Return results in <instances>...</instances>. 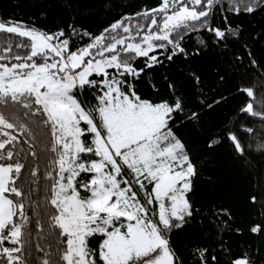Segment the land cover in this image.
<instances>
[{
    "label": "snow or ice",
    "instance_id": "6c2138e0",
    "mask_svg": "<svg viewBox=\"0 0 264 264\" xmlns=\"http://www.w3.org/2000/svg\"><path fill=\"white\" fill-rule=\"evenodd\" d=\"M220 3L160 0L98 35L73 25L70 33L50 32L0 20V33L20 38L0 47V264H185L171 233L200 209L189 197L197 165L174 131L184 98L170 82L174 99H145L133 82L162 64L161 55L187 58L184 41L192 33L206 31L213 45L226 47L239 26L209 23ZM262 6L264 0H228L227 11L239 15ZM72 34L88 42L77 46ZM196 43L195 55L208 47L203 38ZM140 58L144 67L138 68ZM191 75L198 85L200 77ZM88 90L95 103L80 99ZM242 111L264 120L252 103ZM227 139L239 157L246 155L237 134L229 131ZM221 142L213 138L207 147ZM28 156L34 161L25 162ZM221 214L231 219L227 209L214 212L218 228L227 225ZM191 259L209 264L208 249L196 248ZM211 261L219 264L215 254ZM230 264L251 261L237 256Z\"/></svg>",
    "mask_w": 264,
    "mask_h": 264
},
{
    "label": "trees",
    "instance_id": "16d2710c",
    "mask_svg": "<svg viewBox=\"0 0 264 264\" xmlns=\"http://www.w3.org/2000/svg\"><path fill=\"white\" fill-rule=\"evenodd\" d=\"M159 3L160 0H0V20L22 21L50 32L64 29L70 33L69 25H73L81 33L98 35L123 15H133ZM227 5L228 0H221L208 17L215 27L239 26V35L230 39L226 47L213 45L206 31L192 33L184 41L187 58L180 54L168 61L161 55L162 64L147 69V75L133 82L137 94L145 99H174L168 88L170 82L176 84L184 98L185 110L176 116L174 131L197 165L198 175L193 178L189 197L200 209L184 228L171 233V244L185 264H194L191 254L196 248L208 249L209 264H214L213 254L219 264H230L237 256H246L251 264H264V230L250 231L256 225L264 228V120L242 111L252 103L256 112H264V6L236 15L227 11ZM200 38L207 41L208 47L195 55ZM8 39L15 42L20 38L0 33V47ZM71 39L77 46L88 42L86 36L81 40L72 34ZM135 66L144 67V59H138ZM191 73L200 77L198 85ZM245 88L254 95L247 96L241 90ZM85 98L95 103L91 90L80 96L81 100ZM192 112L198 114L197 119L187 118ZM229 131L237 134L245 146L244 157L234 152L227 139ZM216 137L222 142L209 149V140ZM27 161L34 158L28 156ZM43 171L40 165L38 176ZM253 195L257 197L255 204L251 202ZM220 209H227L231 219L221 214L220 219L227 220V225L218 228L212 214ZM95 239L99 237L93 242ZM32 243H37L35 238Z\"/></svg>",
    "mask_w": 264,
    "mask_h": 264
},
{
    "label": "rangeland",
    "instance_id": "374dc122",
    "mask_svg": "<svg viewBox=\"0 0 264 264\" xmlns=\"http://www.w3.org/2000/svg\"><path fill=\"white\" fill-rule=\"evenodd\" d=\"M151 187V186H150ZM141 198L143 197V193H140Z\"/></svg>",
    "mask_w": 264,
    "mask_h": 264
}]
</instances>
